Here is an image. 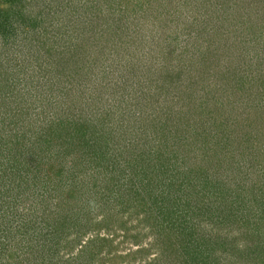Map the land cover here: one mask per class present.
<instances>
[{
  "label": "rangeland",
  "instance_id": "1",
  "mask_svg": "<svg viewBox=\"0 0 264 264\" xmlns=\"http://www.w3.org/2000/svg\"><path fill=\"white\" fill-rule=\"evenodd\" d=\"M263 81L264 0H0V264H264Z\"/></svg>",
  "mask_w": 264,
  "mask_h": 264
},
{
  "label": "trees",
  "instance_id": "2",
  "mask_svg": "<svg viewBox=\"0 0 264 264\" xmlns=\"http://www.w3.org/2000/svg\"><path fill=\"white\" fill-rule=\"evenodd\" d=\"M6 2H10L11 0H5ZM15 12V11H14ZM8 13V12H7ZM4 14H6V13H4ZM9 14V13H8ZM7 14V15H8ZM17 15H20L19 13H17ZM19 17V16H18ZM20 18V17H19ZM21 27V26H20ZM24 38H26V37H24ZM40 66L42 67V64H40ZM13 67V66H12ZM17 71H14V69L12 68L11 70H10V72H9V74L7 75V77H8V79L12 82V80L14 79V78H16L17 77ZM264 82V81H263ZM40 92H42V91H39V94H40ZM42 147H44L43 145H42ZM36 151H38V149H36ZM34 154H36V153H34ZM19 166L18 165H13V168H11L10 167V169L8 170V169H6L7 170V172H6V176H7V178H8V180H10V183H11V181H13L14 182V180L16 179V175L15 174H17V175H20L21 174V171L19 170V168H18ZM40 167H34L33 169H35V170H39V171H42L41 169H39ZM45 169V168H44ZM18 173H20V174H18ZM25 173L23 172L22 174H21V176L22 175H24ZM40 174H41V172H40ZM40 174H38L37 172H35L34 174H33V178H32V180L34 181L35 180V178L36 177H39L40 176ZM17 178H18V176H17ZM15 183V182H14ZM198 232H201V233H204L205 231H203V230H197V233ZM206 233V235H209V233L208 232H205ZM201 235H203V237L205 236L206 237V235H204V234H201ZM207 237H209V236H207ZM196 238H200V235L198 236L197 234H196ZM193 239H191L190 240V238H189V243L188 244H190V248H192L191 247V241H192ZM192 245H193V243H192Z\"/></svg>",
  "mask_w": 264,
  "mask_h": 264
}]
</instances>
